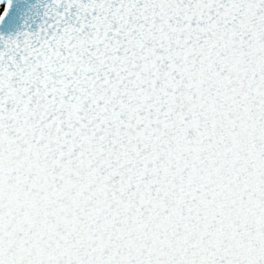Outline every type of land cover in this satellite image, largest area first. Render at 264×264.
<instances>
[{
    "label": "snow or ice",
    "instance_id": "snow-or-ice-1",
    "mask_svg": "<svg viewBox=\"0 0 264 264\" xmlns=\"http://www.w3.org/2000/svg\"><path fill=\"white\" fill-rule=\"evenodd\" d=\"M0 264H264V0H0Z\"/></svg>",
    "mask_w": 264,
    "mask_h": 264
}]
</instances>
